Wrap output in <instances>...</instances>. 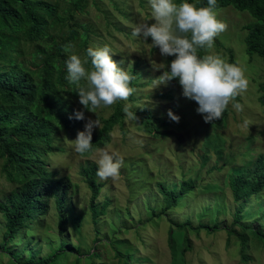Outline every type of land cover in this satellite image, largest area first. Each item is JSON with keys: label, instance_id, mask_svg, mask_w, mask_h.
<instances>
[{"label": "rangeland", "instance_id": "1", "mask_svg": "<svg viewBox=\"0 0 264 264\" xmlns=\"http://www.w3.org/2000/svg\"><path fill=\"white\" fill-rule=\"evenodd\" d=\"M114 1L117 0H97L98 4L91 5L87 15L80 17L92 26L91 46L95 48L107 44L113 53L112 59L127 72L129 63L132 64L135 57L143 56L148 73L143 79L144 87L138 90L140 97L136 107L145 105L156 117L168 118L171 125L164 129L167 132L165 136L157 138L139 129V123L127 117L125 131L116 126L111 140L89 155L75 153L72 146V139L84 130L86 120L76 119L80 130L76 129L71 134L61 132L60 139L55 142L62 149L48 154L47 162L60 176L71 178L73 190L69 208L74 216L82 215L83 218L78 229L69 217L67 232L61 238L57 230L58 213L54 206L50 212L51 219L55 221L54 225L50 224L54 229L51 241L48 242L42 235L45 228L37 234L35 242H39V256H46L47 251L49 255L58 251L64 239L67 240V252L53 264H92L94 259L91 255L95 252L100 254V258H96L98 263L118 264L117 249L130 251L133 254V257L130 254L131 262L135 264H264L263 245L254 242L256 246L252 245L249 252L251 259L243 262L240 245L235 239L229 244V234L225 230L212 234L203 231L201 235L191 236L193 246L188 253H183L184 245L177 236L172 239V244L169 243L170 228L186 220H192L197 226L200 223L214 224L216 219L223 225L232 222L236 204L228 186L229 175L234 168L247 169L259 154L264 153V111L258 102V81L255 79L263 72V62L258 55L251 58L252 62L249 61L246 44L242 40L246 33L243 27L252 19L250 14L231 6L215 9L217 18L226 25V30L217 36L225 44L220 50L213 46L208 54L223 53L227 47L233 49L235 63L238 62L243 69L248 88L239 96L238 102L243 105V110L233 108L234 100L230 102L226 114L223 113L222 118L212 124L206 123L197 112L198 104L182 94V87L175 88L172 99H163L156 94L155 89L159 88L158 91L163 93L167 92L168 87L164 84L157 86L158 80L155 78L148 83L149 79L160 73L153 63L170 66V56H161L159 48L151 50V37L147 42L144 39L132 41L125 38L123 32L133 28L124 22ZM144 3L145 8L151 10L149 0H144ZM146 14V10L140 9L139 0H135L134 20L138 21ZM147 19L153 20L149 16ZM77 100L72 99L74 112L83 110V105ZM129 105L133 106L131 103ZM169 110L180 117L178 122L169 117ZM111 112L112 106L97 109L100 127L101 117ZM84 113L85 118L97 119L96 113ZM99 129L93 130V136ZM105 147L122 157L123 165L115 180H99L104 187L97 203L110 200V205L107 213L95 225L89 207L92 192L80 171L88 160L96 163L98 150ZM1 166L0 159V200H3L11 194V184L2 174ZM187 179L193 180L195 191L186 195L180 206L165 210L161 217H151L150 209L157 206L160 211L162 207L158 204V200L161 204L163 198L157 189L159 182L173 188ZM262 207L264 209V193L245 202V210L249 212H257ZM259 214L262 217L253 215L247 222L254 227L263 225L264 228V212ZM3 221L0 215V223ZM80 244L83 248L79 247ZM2 257L1 264H11L7 255Z\"/></svg>", "mask_w": 264, "mask_h": 264}, {"label": "trees", "instance_id": "2", "mask_svg": "<svg viewBox=\"0 0 264 264\" xmlns=\"http://www.w3.org/2000/svg\"><path fill=\"white\" fill-rule=\"evenodd\" d=\"M174 2L180 3L182 0ZM189 2L195 3L196 0ZM199 3L206 6L207 0H199ZM93 4L97 5V0H0V159L2 174L11 184V194L0 200V215L4 220L0 223V264L3 262V255L9 257L11 264H53L67 252V240L64 239L61 240L60 249L50 255L47 251L46 256L40 257L37 250L39 242L35 241L43 228V237L48 242L51 241L54 229L50 224L54 225L55 221L51 219L50 212L54 206L58 213L57 230L61 238L67 232L69 217L73 219L76 228L80 229L82 215L74 216L69 208L73 182L69 176H60L49 166L47 155L62 149L55 142L60 139L61 132L71 134L76 129L80 130L72 115L75 109L72 99L79 101V95L75 92L76 85H70L65 79L67 55L63 46L71 43L76 54L86 57L93 29L89 22L80 17L87 15ZM113 4L122 13L124 22L132 28L133 24L142 20L149 21L150 24L155 22L147 19L148 16L151 17V10L145 8L144 0H139V5L147 14L138 21L133 18L135 0H117ZM228 6L247 11L252 18L243 27L246 33L242 40L245 41L249 61L252 62L251 58L258 55L263 62V72L255 79L258 81V102L264 111V0H217L215 9ZM132 31L133 29L123 32L125 38L132 41L143 39L133 37ZM224 44L219 38L214 39L213 46L218 50ZM151 47L154 51L158 48ZM209 51L211 49H199L198 55L203 56ZM216 55L228 63H235L234 50L229 47ZM88 59L86 69L91 66L90 58ZM173 59L174 56H170L168 61ZM159 71L148 83L159 77L163 69ZM128 73L134 77L130 84L134 89L132 95L127 101H117L111 105L112 112L101 117L102 125L93 136L92 150L84 155H89L108 143L116 126L125 131V102L133 104L130 110L138 117L135 121L139 123V129L157 138L166 135L164 129L171 125L168 118L156 117L145 105L136 107L140 97L138 90L144 87L143 79L148 73L143 56L135 57L132 64L129 63ZM165 87H168L167 92L160 93L159 88L154 91L163 99H172L175 88L181 86L177 78L168 82ZM235 100L240 101L239 96ZM83 110L89 111L84 107ZM226 112L227 109L224 114ZM97 168L95 162L88 160L80 171L92 192L89 207L95 225L107 213L110 205V200L97 203L104 187V183L96 176ZM228 186L236 204L232 222L223 225L216 219L214 224L200 223L197 226L192 220H186L170 228L169 243L172 244V239L177 236L184 245L183 253H188L193 246L191 236L201 235L203 231L212 234L225 230L229 234L228 243L235 239L240 245L243 262L251 259L249 252L252 245L256 246L254 242L264 246V228L263 225L254 227L247 220L253 215L262 217L259 213L264 212V209L262 207L257 212H249L248 209L245 210V202L264 193V153L259 154L247 169L234 168L229 175ZM157 189L163 196L161 204L160 199L158 200L162 207L160 211L157 206L150 209L151 217H161L165 210L180 206L182 199L195 191V185L193 180L187 179L173 188L159 182ZM79 247L83 248L81 244ZM115 253L118 264L136 263L131 262L133 254L130 251L117 249ZM91 257L94 259L92 264H101L96 260L100 258L98 252ZM78 258L81 259V256Z\"/></svg>", "mask_w": 264, "mask_h": 264}, {"label": "clouds", "instance_id": "3", "mask_svg": "<svg viewBox=\"0 0 264 264\" xmlns=\"http://www.w3.org/2000/svg\"><path fill=\"white\" fill-rule=\"evenodd\" d=\"M151 17L155 21L142 20L133 28V37H142L146 42L152 38L153 48L158 47L163 57L174 56L170 66L165 63H153L157 70L163 69L157 77L158 85L167 84L173 79L179 80L183 95L198 104L197 112L206 123H214L222 118L230 102L245 92L248 80L243 69L237 63H228L218 55H198L199 49H211L214 39L226 30V25L217 18L215 8L217 0H207L200 5L182 0H149ZM66 81L76 85L79 103L93 113L97 119L85 118L83 110H76L74 118L86 120L84 130L72 139L75 153L84 155L92 150L93 130L100 128L97 109L108 107L117 101H127L134 89L130 87L134 79L125 68L112 59L111 48L89 46L86 57L76 54L74 45L65 44ZM90 68L85 67L89 64ZM237 111L243 110L239 102L232 104ZM131 105L125 103L123 111L127 117L138 120ZM169 117L179 121L180 117L171 110ZM73 118V117H70ZM96 176L100 181L115 180L123 165V158L110 152L107 147L98 150Z\"/></svg>", "mask_w": 264, "mask_h": 264}]
</instances>
